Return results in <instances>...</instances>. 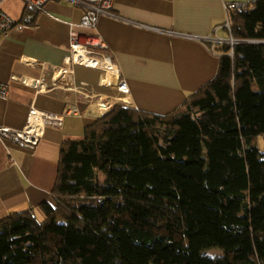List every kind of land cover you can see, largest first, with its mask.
Returning <instances> with one entry per match:
<instances>
[{
	"label": "trees",
	"instance_id": "16d2710c",
	"mask_svg": "<svg viewBox=\"0 0 264 264\" xmlns=\"http://www.w3.org/2000/svg\"><path fill=\"white\" fill-rule=\"evenodd\" d=\"M231 24L178 108L118 103L63 141L52 199L0 219V264H264V0Z\"/></svg>",
	"mask_w": 264,
	"mask_h": 264
},
{
	"label": "crops",
	"instance_id": "0c3cea01",
	"mask_svg": "<svg viewBox=\"0 0 264 264\" xmlns=\"http://www.w3.org/2000/svg\"><path fill=\"white\" fill-rule=\"evenodd\" d=\"M254 0H114L113 14L101 15L96 32L108 44L101 50L118 66L129 93L103 83L104 72L70 61L71 23H79L84 9L63 0H51L46 11L25 18L23 0H4V9L26 28L0 36V82L8 83V97H0V124L21 129L30 106L65 115L63 128L48 126L36 148L24 147L0 136V219L52 199L61 146L66 138L82 137L87 125L118 103L156 113L178 108L190 93L213 79L222 53L212 42L194 36L229 37L224 25L227 2ZM34 18V19H33ZM81 31H87L78 27ZM42 63V65L37 64ZM75 73L54 87L53 67ZM41 79L40 90L12 76ZM94 95L90 101L84 93ZM53 88V89H51ZM103 108L95 114L93 104ZM78 108V113H68Z\"/></svg>",
	"mask_w": 264,
	"mask_h": 264
},
{
	"label": "built area",
	"instance_id": "2783aa9c",
	"mask_svg": "<svg viewBox=\"0 0 264 264\" xmlns=\"http://www.w3.org/2000/svg\"><path fill=\"white\" fill-rule=\"evenodd\" d=\"M28 9L35 11H46V5L51 0H23ZM71 4L80 6L84 9V14L79 23H71L72 28L70 31V61L72 65H86L89 67L101 69L104 72L103 83L108 86H116L118 90L124 93H129V85L125 78H122L118 66L112 61L110 56L105 55L101 50L107 49L108 44L103 37L96 32L97 24L101 15L113 14L114 0H63ZM4 0H0V36L8 34L13 29L22 30L26 28V24L17 21L11 16L3 7ZM250 6L246 1H232L225 4L226 11L228 13V19L225 23V27L229 29V37H214V36H194L184 33H176L170 31L173 35H178L186 39L199 40L203 42H212L213 49L219 45H229L231 50L228 53L230 56H234V46L241 42L238 38L232 34L231 14L235 10L246 9ZM78 27L87 31H81ZM88 60H94L95 64ZM99 62V65L96 63ZM42 65V63L37 62ZM44 66V65H42ZM55 84L54 87H65L63 80L68 76L75 73L74 68L53 67ZM13 79L21 80L23 83H32L40 90L49 89L44 87L41 79H31L26 77H19L17 75L12 76ZM113 80V83H111ZM51 88V89H53ZM77 91L84 93L90 101L94 99V95L85 93L80 88H74ZM9 85L8 83L0 82V97H8ZM127 104V103H126ZM78 108L71 109L68 113H78ZM65 122V115H59L49 111H43L32 104L30 106L29 117L26 124L21 129H14L11 127L3 126L0 124V136L2 138H9L14 142L34 149L39 144L40 140L44 136L45 130L48 126H55L63 128Z\"/></svg>",
	"mask_w": 264,
	"mask_h": 264
},
{
	"label": "rangeland",
	"instance_id": "374dc122",
	"mask_svg": "<svg viewBox=\"0 0 264 264\" xmlns=\"http://www.w3.org/2000/svg\"><path fill=\"white\" fill-rule=\"evenodd\" d=\"M258 146L262 150V152H264V136L258 138ZM205 253L210 255H223L224 250L220 248H210L205 250Z\"/></svg>",
	"mask_w": 264,
	"mask_h": 264
},
{
	"label": "bare ground",
	"instance_id": "6f19581e",
	"mask_svg": "<svg viewBox=\"0 0 264 264\" xmlns=\"http://www.w3.org/2000/svg\"><path fill=\"white\" fill-rule=\"evenodd\" d=\"M88 61L91 62L92 60H88ZM92 63L95 64V61L93 60ZM96 63L99 65V62H96ZM111 83H113V80H111ZM129 104H132V103L129 102ZM92 108L95 114H101L102 111L104 110L103 108L99 107L98 104L96 103L93 104Z\"/></svg>",
	"mask_w": 264,
	"mask_h": 264
},
{
	"label": "water",
	"instance_id": "95a60500",
	"mask_svg": "<svg viewBox=\"0 0 264 264\" xmlns=\"http://www.w3.org/2000/svg\"><path fill=\"white\" fill-rule=\"evenodd\" d=\"M253 42H256V41H253ZM129 102L132 103L131 99H128L127 100V103H129Z\"/></svg>",
	"mask_w": 264,
	"mask_h": 264
}]
</instances>
